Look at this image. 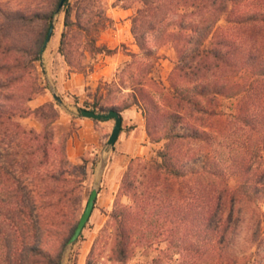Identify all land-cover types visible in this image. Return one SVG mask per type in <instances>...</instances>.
<instances>
[{"label":"trees","instance_id":"obj_1","mask_svg":"<svg viewBox=\"0 0 264 264\" xmlns=\"http://www.w3.org/2000/svg\"><path fill=\"white\" fill-rule=\"evenodd\" d=\"M103 1L63 5L58 53L67 76L91 70L87 56L116 52L97 44L112 23ZM118 2L134 11L131 34L142 58L126 71L127 86L105 82L85 108L122 114L136 107L160 147L132 158L122 175L102 229L113 260L126 264L138 248L157 246L151 264H264L259 222L249 248L230 252L242 215L264 203V0ZM59 3L35 15L46 24L39 42L17 54L0 43V264H61L79 223L87 169L98 160L86 151L72 164L74 132L57 134L58 105L29 106L43 95L34 63ZM166 45L176 54L168 87L150 76ZM123 90L126 98L116 100ZM28 118L40 128L24 126ZM86 264H99L94 249Z\"/></svg>","mask_w":264,"mask_h":264},{"label":"rangeland","instance_id":"obj_2","mask_svg":"<svg viewBox=\"0 0 264 264\" xmlns=\"http://www.w3.org/2000/svg\"><path fill=\"white\" fill-rule=\"evenodd\" d=\"M55 1L0 0L1 46L6 48L9 54H17L20 48H30L39 42L44 37L46 24L44 21L37 19L35 15L49 14L54 8ZM103 4L106 15L112 20V23L97 35V44L106 46L109 49H116V52L110 56L97 55L94 60L87 56L85 63L91 66L92 69L87 70L83 74L84 84L76 93L68 90L59 93L51 86L53 82H56V78L66 80L71 75L67 76L68 68L58 53L61 34L64 31L63 8L60 12L54 14L51 20V22H54V30L50 42L45 47L43 54L40 51L41 60L34 63L38 83L43 87V95L35 96L29 102V106L35 109L47 102L57 104L60 110V123L56 129L57 134L68 133L72 130L74 133L70 141L75 140V136L78 133V120L82 118L80 109H86L84 102L93 101L98 87L100 88L99 92H103L105 82L110 83L113 80L119 82V79H124V86H127L126 81L129 76L126 71L133 70L137 66L136 61L142 58V53L135 45L131 34V18L134 11L132 9H124L118 0H104ZM131 54H139V56L137 59H133ZM157 54L158 60L150 76L163 86L168 87L169 76L176 62V54L171 45L159 48ZM99 76L102 77L99 78ZM127 92L128 90H123L122 93L116 94V100H124ZM54 94L57 95L61 103L54 98ZM232 102L225 100L224 104L225 106H230ZM139 113L141 111L136 107L123 111V125L125 121L127 128L134 127L135 122L139 118ZM109 121L113 122L114 120L106 122ZM21 123L26 127L40 128V125L32 118L22 120ZM97 124L100 129L98 132L99 136L103 138L100 142L101 144L87 150L89 158L93 160L98 158V160L93 169L90 168V165L87 169L85 193L77 217L78 220H80L85 210L92 189L96 186L98 189L97 198L92 214L81 235L75 243L70 246L66 245L61 264H86V259L93 249L96 255L99 256V264H119L113 260L111 254L112 242L110 239L105 238L102 229L106 225L108 214L113 209L117 199L118 188L125 171L119 170L115 173L110 164L111 156L109 153L103 154L102 152L113 127L105 128L104 122ZM144 146H146L145 151L140 157L146 158L151 157L154 150L160 147V145L152 144L150 141L145 143ZM100 153L102 154V164L100 162ZM77 161L71 163L75 164ZM101 165H103V172L100 176ZM121 202L127 203V199L122 198ZM241 218L230 249V252L237 256L249 248L254 223H260V231L264 236V203L258 206L256 212H246ZM161 246L163 247L164 245L161 244ZM156 247L147 250L138 248L134 257L126 264H151L153 257L159 256V252L155 249Z\"/></svg>","mask_w":264,"mask_h":264},{"label":"crops","instance_id":"obj_3","mask_svg":"<svg viewBox=\"0 0 264 264\" xmlns=\"http://www.w3.org/2000/svg\"><path fill=\"white\" fill-rule=\"evenodd\" d=\"M102 76H99L101 78ZM84 76L82 73H71L68 79L56 78V82L52 83V88L61 93L68 90L72 93H76L81 86H83ZM122 115V114H121ZM139 118L135 122V126L127 128L122 125L123 131L119 134L117 142L110 149H103V154L109 153L111 156V167L115 173L119 170H126L129 161L134 157H140L146 146L145 143H149V138L145 130V120L141 113L138 114ZM123 118V116H122ZM124 120V118H123ZM60 119L57 122L59 125ZM104 127H113L114 121L104 122ZM79 129L75 140L69 139L67 143V156L70 162L78 160L88 149L94 148L101 144L102 136H99L100 129L98 124L92 119L81 118L78 120ZM128 129V131H127ZM70 142V143H69ZM69 144V145H68ZM100 162L102 164V154L100 153ZM100 172H103V165H101Z\"/></svg>","mask_w":264,"mask_h":264},{"label":"water","instance_id":"obj_4","mask_svg":"<svg viewBox=\"0 0 264 264\" xmlns=\"http://www.w3.org/2000/svg\"><path fill=\"white\" fill-rule=\"evenodd\" d=\"M65 1L66 0H60L59 6L57 8V12H60V10L63 8ZM53 30H54V22H51L49 29H48L46 39H45L44 44H43V47L41 48V54H43L45 47L50 42ZM54 98L59 103H61L60 99L57 97L56 94H54ZM80 116L83 118H88V119H92V120H103V121L114 120L112 132H111L109 139H108L107 143L105 144L104 148L105 149L112 148L115 145V143L117 142V139L119 137V134L121 133L122 125H123V118L119 112H117L115 110H110L107 113H95L94 111H91L88 109H80ZM101 174H102V172H100V176H101ZM99 181H100V178H99ZM97 194H98V189L96 186L92 189V191L90 193V196L88 198V202L86 204L85 210H84V212H83V214L79 220V223L75 229L74 234L72 235L71 239L68 242V246L75 243L76 240L81 235V232H82L83 228L85 227L86 223L88 222V220L92 214V211L94 209Z\"/></svg>","mask_w":264,"mask_h":264}]
</instances>
